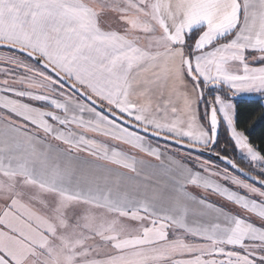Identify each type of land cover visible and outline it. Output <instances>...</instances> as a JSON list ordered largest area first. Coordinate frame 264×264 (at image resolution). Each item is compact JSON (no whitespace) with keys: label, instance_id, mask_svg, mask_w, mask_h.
<instances>
[{"label":"snow or ice","instance_id":"6c2138e0","mask_svg":"<svg viewBox=\"0 0 264 264\" xmlns=\"http://www.w3.org/2000/svg\"><path fill=\"white\" fill-rule=\"evenodd\" d=\"M242 93L264 0H0V264H264Z\"/></svg>","mask_w":264,"mask_h":264},{"label":"trees","instance_id":"16d2710c","mask_svg":"<svg viewBox=\"0 0 264 264\" xmlns=\"http://www.w3.org/2000/svg\"><path fill=\"white\" fill-rule=\"evenodd\" d=\"M237 108L239 124L241 130H244L249 135V139L257 146L264 144V106L262 101L253 100H235ZM220 146L216 149L221 152V155H228L234 159L235 162L245 170H248L247 164L237 155V151L226 140L223 128L221 129V136L219 137ZM227 151H223V149Z\"/></svg>","mask_w":264,"mask_h":264},{"label":"water","instance_id":"95a60500","mask_svg":"<svg viewBox=\"0 0 264 264\" xmlns=\"http://www.w3.org/2000/svg\"><path fill=\"white\" fill-rule=\"evenodd\" d=\"M233 100H245V99H247V100H253V101H264V97H262V96H260V95H257V96H249V95H245V96H235V97H233L232 98ZM208 153H205V157H207L208 158ZM212 160H215V161H217V162H219V163H221L222 164V162L221 161H218V160H216V158L213 156L212 157ZM231 170V169H230Z\"/></svg>","mask_w":264,"mask_h":264},{"label":"crops","instance_id":"0c3cea01","mask_svg":"<svg viewBox=\"0 0 264 264\" xmlns=\"http://www.w3.org/2000/svg\"><path fill=\"white\" fill-rule=\"evenodd\" d=\"M220 94H222V93H220ZM245 95H249V96H257V95H260V94H258V93H242V94H238V96H245ZM233 100V99H232ZM233 103H235V100H233ZM262 104H263V106H264V101H262ZM55 143V142H54ZM80 155H84L83 153H81ZM88 159H91V157H88ZM143 159H145L146 161H148L149 163H151V164H156V163H158V162H156V161H154V160H152L151 158H149V157H143ZM243 159V158H242ZM244 161H245V159H243ZM246 162V161H245ZM121 171H123V169H121ZM149 171H157V170H155V169H151V170H149Z\"/></svg>","mask_w":264,"mask_h":264},{"label":"rangeland","instance_id":"374dc122","mask_svg":"<svg viewBox=\"0 0 264 264\" xmlns=\"http://www.w3.org/2000/svg\"><path fill=\"white\" fill-rule=\"evenodd\" d=\"M222 94H223V93H222ZM237 155H238L241 159H242V158L245 159L246 162H245L243 159H242V160H243L244 163L247 164V167H248V162H247V159L244 157V155H243L242 153H240L239 151H237ZM204 158H207V157L204 156ZM213 162H214V163H219V162H217V161H215V160H213ZM219 164H221V163H219ZM221 165H222V164H221ZM222 166H223V165H222Z\"/></svg>","mask_w":264,"mask_h":264}]
</instances>
